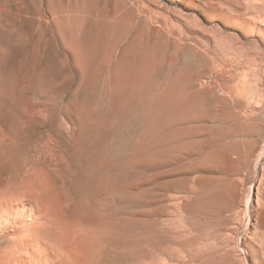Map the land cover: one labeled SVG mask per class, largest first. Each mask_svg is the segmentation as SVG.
<instances>
[{
    "label": "rangeland",
    "instance_id": "obj_1",
    "mask_svg": "<svg viewBox=\"0 0 264 264\" xmlns=\"http://www.w3.org/2000/svg\"><path fill=\"white\" fill-rule=\"evenodd\" d=\"M17 161L128 171L125 264H264V0H0Z\"/></svg>",
    "mask_w": 264,
    "mask_h": 264
},
{
    "label": "bare ground",
    "instance_id": "obj_2",
    "mask_svg": "<svg viewBox=\"0 0 264 264\" xmlns=\"http://www.w3.org/2000/svg\"><path fill=\"white\" fill-rule=\"evenodd\" d=\"M24 163L2 169L0 264H123L129 259L135 224L118 210L131 198L128 171L99 169L100 177L88 179L92 187L77 188L63 165L43 167L45 178L27 184L21 180L28 176Z\"/></svg>",
    "mask_w": 264,
    "mask_h": 264
}]
</instances>
